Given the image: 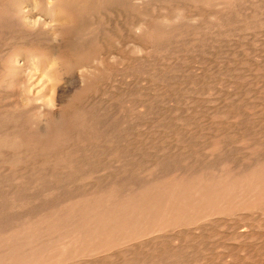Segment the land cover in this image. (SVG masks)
I'll use <instances>...</instances> for the list:
<instances>
[{"label":"rangeland","instance_id":"rangeland-1","mask_svg":"<svg viewBox=\"0 0 264 264\" xmlns=\"http://www.w3.org/2000/svg\"><path fill=\"white\" fill-rule=\"evenodd\" d=\"M70 1L0 0V264H264V0Z\"/></svg>","mask_w":264,"mask_h":264},{"label":"bare ground","instance_id":"bare-ground-1","mask_svg":"<svg viewBox=\"0 0 264 264\" xmlns=\"http://www.w3.org/2000/svg\"><path fill=\"white\" fill-rule=\"evenodd\" d=\"M9 1V0H8ZM37 1V0H36ZM40 1V0H39ZM52 1V0H51ZM178 1V0H177ZM177 1H175L176 3H177ZM206 1V0H205ZM17 2H19V1H17ZM41 2H42V0H41ZM40 2V3H41ZM83 2V1H82ZM171 2H172V0H171ZM214 2V1H213ZM233 2V1H232ZM4 3H6V2H4ZM34 3V2H33ZM48 3V2H47ZM100 3V2H99ZM201 3H202V1H201ZM200 3V4H201ZM1 4V3H0ZM3 4V3H2ZM2 4H1V6H2ZM7 4H8V2H7ZM6 4V5H7ZM80 4V3H79ZM191 4V3H190ZM230 4V3H229ZM5 5V4H4ZM28 5V4H27ZM34 5V4H33ZM32 5V6H33ZM225 5H227V4H225ZM8 6V5H7ZM72 6H73V2L72 1H70V0H68V2H67V8H70V10H71V8H72ZM77 5L75 4V6H74V8L76 7ZM80 6V5H79ZM11 7V6H10ZM30 7V6H29ZM56 7L57 6H55V8L52 10V13L54 14L55 13V11H56ZM82 7V6H81ZM81 7H80V10H82L81 9ZM103 7V6H102ZM101 7V8H102ZM173 7H175V5H173ZM220 7V6H219ZM222 7H224V5L223 6H221L220 8H222ZM2 8H3V6H2ZM8 8V7H7ZM27 8V7H26ZM32 8V7H31ZM48 8V7H47ZM6 9V8H5ZM14 9V8H13ZM23 9H25V8H23ZM79 9V8H78ZM172 9V8H171ZM10 10V9H9ZM57 10H58V7H57ZM70 10H67V11H70ZM83 10H84V8H83ZM82 10V11H83ZM86 10V9H85ZM7 11V10H6ZM13 11V10H12ZM26 11V10H25ZM73 11V10H72ZM98 11V10H97ZM170 11V10H169ZM181 12L183 11V13H184V10H180ZM8 12H10V11H8ZM71 12V11H70ZM99 12H101V11H99ZM35 13V12H34ZM47 13V12H46ZM74 13V12H73ZM84 13H85V11H84ZM87 13H90V12H87ZM92 13V12H91ZM187 13V12H186ZM191 13V12H190ZM218 13H220V12H218ZM48 14V13H47ZM52 14V16L53 17H51V18H53L52 20H53V22L52 21H50V22H52L53 23V25L55 24L54 22H58V20H60V18H58V17H56L55 15H53ZM75 14H77V12L75 13ZM78 14H80V12L78 11ZM95 14V13H94ZM44 15V14H43ZM42 15V16H43ZM56 15H57V13H56ZM188 15V14H187ZM262 15V14H261ZM79 16V15H78ZM80 16H81V14H80ZM98 16V15H97ZM169 16V15H168ZM172 17V16H171ZM187 17V16H186ZM198 17V16H197ZM242 17V16H241ZM3 18H5V16H3ZM6 18H8V17H6ZM45 18V17H44ZM179 18V17H178ZM257 18V17H256ZM2 19V18H1ZM25 19H26V22L29 24V25H31V26H40L42 23H45L44 22V19H42V17L41 16H39V17H35V16H33V17H30V16H27L26 15V17H25ZM24 19V20H25ZM75 19H77V18H75ZM74 19V20H75ZM162 19V18H161ZM165 19V18H164ZM164 19H162V21L164 20ZM167 19V18H166ZM15 20V19H14ZM17 20V19H16ZM79 20V19H78ZM168 20V19H167ZM4 21H7V20H3V22ZM19 21V20H18ZM68 21V20H67ZM77 21V20H76ZM81 21V20H80ZM161 21V20H160ZM173 21H175V20H173ZM178 21V20H177ZM10 22V21H9ZM26 22H25V24H26ZM147 22V21H146ZM7 23V22H6ZM11 23H13V22H11ZM62 23V22H61ZM158 23H160V22H158ZM157 23V24H158ZM167 23V22H166ZM0 24H1V22H0ZM3 24H5V23H3ZM2 24V25H3ZM21 24V23H20ZM46 24V23H45ZM64 24V23H63ZM76 23L74 22V25H75ZM143 24V23H142ZM151 24V23H150ZM8 25V24H7ZM22 25V24H21ZM66 25V24H65ZM68 25V24H67ZM77 25V24H76ZM79 25V24H78ZM159 25H162V26H165V25H163V23L161 24H158L157 26L158 27H160ZM99 26H100V24H99ZM145 26V25H144ZM156 26V27H157ZM174 26V25H173ZM2 27V26H1ZM24 27V26H23ZM79 27V26H78ZM155 27V26H154ZM154 27H153V29H154ZM170 27V26H169ZM68 28V27H67ZM67 28H65V29H67ZM144 28V30H146V29H148L147 27H146V29H145V27H143ZM72 30H70V31H73V29H74V27L73 28H71ZM76 29V28H75ZM74 29V30H75ZM93 29V28H92ZM159 29V28H158ZM162 29V28H161ZM161 29H160V32H161ZM164 29H166V28H164ZM86 30V29H85ZM139 30V29H138ZM149 30V29H148ZM31 31V30H30ZM38 31H40V30H38ZM38 31H36L35 33H37ZM99 31V30H98ZM142 31H143V29H142ZM151 32H152V29L150 30ZM154 31V30H153ZM166 31V30H165ZM81 32L83 33V30H81ZM33 33H34V31H33ZM40 33H41V31H40ZM44 33H46V32H44ZM62 33H64V32H62ZM67 33H69V32H67ZM74 33V32H73ZM72 33V34H73ZM97 33V32H96ZM142 33V32H141ZM143 33H146V32H143ZM54 34V33H53ZM66 34V33H65ZM81 34V33H80ZM87 34H88V32H87ZM150 34H152V33H150ZM149 34V35H150ZM55 35V34H54ZM69 35V34H68ZM138 36H139V34H137ZM146 35V34H145ZM29 36V35H28ZM159 36V35H158ZM69 37H70V35H69ZM141 37H142V34H141ZM153 37V36H152ZM166 37V36H165ZM165 37H163V38H165ZM200 37V36H199ZM36 38V37H35ZM66 38V37H65ZM76 38V37H75ZM74 38V39H75ZM101 38V37H100ZM143 38H144V36H143ZM148 38H151V36L150 37H148ZM154 39H155V37H153ZM196 38V37H195ZM198 38V37H197ZM33 39V38H32ZM38 39V38H37ZM79 40H80V38H78ZM176 39V38H175ZM65 39H63V41H64ZM67 40V39H66ZM105 40V39H104ZM104 40H102V41H104ZM147 40V39H146ZM151 40V39H150ZM41 41V40H40ZM78 41V40H77ZM149 41V40H148ZM154 41H157V40H154ZM159 41V40H158ZM162 41V40H161ZM168 41V40H167ZM39 42V41H38ZM42 43V42H41ZM61 43V42H60ZM69 44L71 43V41H69L68 42ZM77 43V42H76ZM152 43H154V42H152ZM170 43V42H169ZM64 44V43H63ZM62 44V45H63ZM25 45V44H24ZM32 45V44H31ZM38 45V44H37ZM59 45H61V44H59ZM68 45V44H67ZM39 46H41V45H39ZM51 47H54V46H51ZM69 47V46H68ZM67 47V48H68ZM43 48V47H42ZM41 47H40V50L42 49ZM48 48H49V46H48ZM60 48V46L58 47V49ZM62 48V47H61ZM64 48H66V45H65V47ZM67 48H66V50H65V52H67V51H69V50H67ZM70 48V47H69ZM29 49V51H31L30 50V48H28ZM52 49V48H51ZM50 49V50H51ZM148 49V48H147ZM44 50V49H43ZM53 50V49H52ZM60 50H63V49H60ZM64 51V50H63ZM75 52V51H74ZM41 53L42 52H40V55H41ZM44 53V52H43ZM51 53V52H50ZM49 53V54H50ZM70 53V52H69ZM68 53V54H69ZM18 54V53H17ZM74 54V53H73ZM31 55H34L33 54V51H32V53H31ZM39 55V54H38ZM37 55V56H38ZM70 55V54H69ZM75 55H77V54H75ZM18 56V55H17ZM43 56V55H42ZM45 56V55H44ZM46 56H47V52H46ZM45 56V57H46ZM49 56V55H48ZM53 56V55H52ZM58 56H60V55H58ZM56 57V58H59V57ZM115 56V55H114ZM35 57H36V55H35ZM61 57H63V56H61ZM88 57V55L86 56V58ZM145 57V56H144ZM15 58H17V57H15ZM53 58V57H52ZM55 58V59H56ZM64 58V57H63ZM68 59L70 58V56L69 57H67ZM71 58H72V56H71ZM75 58H76V56H75ZM85 58V57H84ZM39 59V58H38ZM46 59V58H45ZM65 59V58H64ZM64 59H62V60H64ZM77 59V58H76ZM76 59H73V60H75V61H77L78 59H80V58H78L77 60ZM10 60V59H9ZM16 60V59H15ZM47 60V59H46ZM13 61V60H12ZM16 61H18V60H16ZM50 61V60H49ZM51 61H53V60H51ZM61 61V60H60ZM67 61V60H66ZM69 61V60H68ZM79 61H81V60H79ZM10 62V61H9ZM34 62V61H33ZM69 62H71V61H69ZM11 63V62H10ZM23 63V62H22ZM65 63V62H64ZM72 63V62H71ZM12 64V63H11ZM56 64H59L58 62H55L54 61V63H53V66L54 65H56ZM17 65V64H16ZM72 65V64H71ZM25 66V65H24ZM26 67V66H25ZM33 68H35V67H33ZM48 68H49V66H48ZM36 69V68H35ZM46 70H48V69H46ZM31 72V71H30ZM46 72V71H45ZM27 73V72H26ZM41 73V72H40ZM40 76H42V75H40ZM33 77V76H32ZM44 77V74H43V76H42V78ZM46 77V76H45ZM48 78H49V76H48ZM31 80V79H30ZM41 81V80H40ZM48 81H49V79H48ZM51 86V85H50ZM53 86V85H52ZM51 86V87H52ZM53 89V88H52ZM21 92V91H20ZM34 93V92H33ZM52 93V92H51ZM46 97V96H45ZM49 102H50V100H49ZM51 103V102H50ZM53 105V104H52ZM88 111V110H87ZM6 123V122H5ZM112 124V123H111ZM7 127V126H6ZM2 129V128H1ZM7 130V129H6ZM2 133V132H1ZM4 133V132H3ZM225 134V133H224ZM6 135V134H5ZM24 141V140H23ZM124 152V151H123ZM71 154V153H70ZM161 169V168H160ZM211 173V172H210ZM164 175V174H163ZM156 177V176H155ZM219 177V176H218ZM35 179V178H34ZM156 179V178H155ZM155 182V181H154ZM213 186V185H212ZM137 187V186H136ZM120 190V189H119ZM135 190V189H134ZM176 190H178V189H176ZM182 190V189H181ZM198 190V189H197ZM18 193V192H17ZM118 193V192H117ZM119 197V196H118ZM123 197V196H122ZM14 198V197H13ZM170 198V197H169ZM203 198H204V196H203ZM202 198V199H203ZM171 199V198H170ZM164 200V199H163ZM167 202V201H166ZM190 202V201H189ZM143 203H146V202H143ZM147 204V203H146ZM102 205V204H101ZM189 205V204H188ZM97 208V207H96ZM115 208V207H114ZM150 208V207H149ZM210 209V208H209ZM100 210V209H99ZM157 210V209H156ZM96 211V210H95ZM214 211V210H213ZM98 212V211H97ZM118 212V211H117ZM188 212V211H187ZM112 213V212H111ZM114 213V212H113ZM165 213H166V211H165ZM164 214V213H163ZM174 214V213H173ZM136 226V225H135ZM22 228V227H21ZM161 228V227H160ZM97 230V229H96ZM129 230V229H128ZM159 231V230H158ZM71 234V233H70ZM90 234V233H89ZM100 234V233H99ZM72 236V235H71ZM80 236V235H79ZM82 236V235H81ZM64 237V236H63ZM68 239V238H67ZM64 240H66V239H64ZM73 243V242H72ZM75 243V242H74ZM56 250V249H55ZM42 254H43V252H42ZM29 259V258H28ZM2 261V260H1ZM20 261H22V260H20ZM67 261V260H66ZM24 263H25V261H24Z\"/></svg>","mask_w":264,"mask_h":264}]
</instances>
